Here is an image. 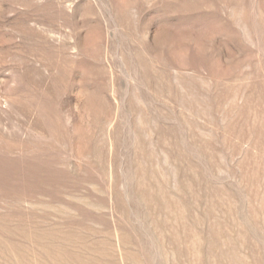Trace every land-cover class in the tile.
Masks as SVG:
<instances>
[{
	"label": "rangeland",
	"instance_id": "1",
	"mask_svg": "<svg viewBox=\"0 0 264 264\" xmlns=\"http://www.w3.org/2000/svg\"><path fill=\"white\" fill-rule=\"evenodd\" d=\"M0 264H264V0H0Z\"/></svg>",
	"mask_w": 264,
	"mask_h": 264
}]
</instances>
